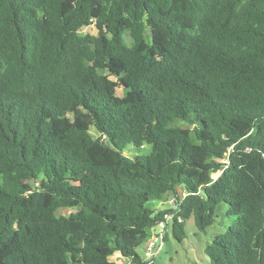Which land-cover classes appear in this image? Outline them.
I'll return each instance as SVG.
<instances>
[{
	"label": "trees",
	"instance_id": "trees-1",
	"mask_svg": "<svg viewBox=\"0 0 264 264\" xmlns=\"http://www.w3.org/2000/svg\"><path fill=\"white\" fill-rule=\"evenodd\" d=\"M221 203L211 264H264V0H0V264H155Z\"/></svg>",
	"mask_w": 264,
	"mask_h": 264
},
{
	"label": "rangeland",
	"instance_id": "rangeland-1",
	"mask_svg": "<svg viewBox=\"0 0 264 264\" xmlns=\"http://www.w3.org/2000/svg\"><path fill=\"white\" fill-rule=\"evenodd\" d=\"M97 28L93 26L84 27L81 31V35L86 34H97ZM124 91L120 89L119 94H123ZM138 150V149H136ZM144 150L149 151L146 147ZM140 154V151L133 150L132 154L128 153L130 156L134 154ZM218 174H215L214 177H217ZM155 206H158L160 209H165L167 206L156 201ZM228 211V206L225 203H221L216 211V223L209 227L207 232L198 231L194 218H191L186 223L187 238L184 242H178L173 234L170 232L168 234L167 240L165 241L163 251L155 259V264H188L197 262L198 264H211L210 258L206 255L205 249L211 240L223 233H225L227 227L232 224L233 217H228L226 215ZM68 214L67 211L60 212ZM146 245L138 249V253L144 257L146 251ZM111 260L115 263H122L121 259L117 256H113ZM127 264V263H126Z\"/></svg>",
	"mask_w": 264,
	"mask_h": 264
},
{
	"label": "built area",
	"instance_id": "built-area-1",
	"mask_svg": "<svg viewBox=\"0 0 264 264\" xmlns=\"http://www.w3.org/2000/svg\"><path fill=\"white\" fill-rule=\"evenodd\" d=\"M169 203L172 209L178 210L180 204L174 197L169 200ZM172 221L173 216H167L166 222L162 221L159 223V225L152 229V237L147 244L144 256V259L149 263H152V261L156 259L163 251L166 237L171 232Z\"/></svg>",
	"mask_w": 264,
	"mask_h": 264
},
{
	"label": "crops",
	"instance_id": "crops-1",
	"mask_svg": "<svg viewBox=\"0 0 264 264\" xmlns=\"http://www.w3.org/2000/svg\"><path fill=\"white\" fill-rule=\"evenodd\" d=\"M115 256H117L118 258L121 259L122 263H118V264H130L129 261H127L126 259H124L120 254H116ZM117 264V263H116Z\"/></svg>",
	"mask_w": 264,
	"mask_h": 264
}]
</instances>
